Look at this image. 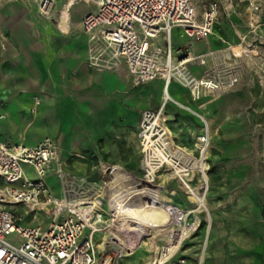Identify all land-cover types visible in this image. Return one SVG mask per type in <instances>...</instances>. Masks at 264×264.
Wrapping results in <instances>:
<instances>
[{
    "label": "crops",
    "instance_id": "crops-1",
    "mask_svg": "<svg viewBox=\"0 0 264 264\" xmlns=\"http://www.w3.org/2000/svg\"><path fill=\"white\" fill-rule=\"evenodd\" d=\"M63 6L55 20L52 15L58 8L56 5L52 12L46 13L40 10L39 0H0V103L4 115L0 120H5L0 123V143L34 147L45 138H52L59 146L60 161L68 171L103 182L104 169H114L112 177L108 174L111 185L121 184L128 177L130 183L124 189L129 191L128 198L141 196L148 199L146 188L150 187L133 180L138 181L137 172L147 169V153L138 128L144 110L157 111L166 102L163 95L167 88L177 101L175 103L187 109H178L174 101L167 102L165 113L176 110L185 118L174 122L173 126L168 123L174 138L191 140L197 136L201 124L195 113H201L211 121V138L216 135L219 121L223 122L222 131L230 122L240 125V121L231 119V115L229 123L226 118L238 103H247V82L237 81L234 90L224 95L205 93L200 97H194L190 89L176 81L168 87L163 78L137 84L122 60H113L109 68L93 64L89 39L70 29L73 20L71 14L70 18H65ZM197 9L201 16L200 5ZM92 11L95 10L89 12ZM66 13L69 16V9ZM222 14V21L215 25V35L198 32L194 37H188V43L177 45L172 30L173 53L186 48L197 55L225 49L229 50L230 59L240 53L237 48L246 52L242 39L250 42L254 36L250 32L245 5L233 0L223 8ZM259 34L264 35V30H259ZM259 54L264 55V46ZM189 68L193 75L202 77L208 66L190 65ZM162 163L160 158L153 156L152 164L157 169L160 168L158 164L165 165ZM24 169L27 174L33 172L29 165ZM49 181L58 194L57 178L53 176ZM18 206L21 205L15 208ZM26 212L30 213L29 210ZM113 225L118 232L107 230L96 234L98 254L121 244L127 250V256L120 264H146L143 259L137 261L141 255L135 250L137 246L127 244L136 228L125 220Z\"/></svg>",
    "mask_w": 264,
    "mask_h": 264
},
{
    "label": "built area",
    "instance_id": "built-area-1",
    "mask_svg": "<svg viewBox=\"0 0 264 264\" xmlns=\"http://www.w3.org/2000/svg\"><path fill=\"white\" fill-rule=\"evenodd\" d=\"M53 1L39 0L40 10L48 9ZM78 1L73 0L74 3ZM84 1L97 7L95 11L87 13L82 21L84 32L90 35V52L94 63L101 66L104 57L113 51L116 56H111L110 60L124 61L137 84L157 78H163L167 83L177 79L190 89L194 97L205 93L224 95L244 72L243 61L237 59L234 65L229 63V50L225 49L198 55L189 48L180 49L175 55V65L169 68L173 56L170 42L173 28L182 26L184 34L190 38L198 32L215 35V25L223 8L233 0ZM239 1L245 5L249 16L250 32L254 36L250 41L251 48L260 53L264 46V35L259 34V30H264V0ZM200 4L203 11L201 16L197 9ZM162 34L167 36L166 48L156 45L154 41ZM242 42L249 43L246 38ZM257 56L264 60V55ZM190 65L208 68L202 77H197L191 73ZM36 103L39 104L40 100L37 99ZM1 106L2 103L0 118H3ZM165 122L167 118L162 109L142 112L139 137L147 153L145 162H152L153 153L162 150L182 164L174 155L177 143ZM25 165L32 167L35 178L26 173ZM144 171L147 183L152 184L155 177L148 181V167ZM110 173L112 177L115 170L104 169L103 182L71 173L60 161L58 144L49 137L34 147L0 143V264H120L127 256V250L121 244L104 254H98L95 243V236L99 232H118L113 222L118 215L117 206L122 201V192L130 183L127 177L121 184L111 185L108 180ZM53 176L60 185L58 194L49 182ZM189 178L191 184L193 174ZM93 200H97L100 207H94ZM17 205H27L34 218L38 212H45L50 218L48 226L23 224V217L13 208ZM167 207L172 219L168 226L159 228V232H168L169 237L163 246L155 242L160 259L170 253L168 246L171 247L172 241L176 240L174 229L195 225L182 224L183 221L187 222V215L172 202ZM151 229L145 227L138 231L146 234ZM172 257L164 263L157 260L153 264H168Z\"/></svg>",
    "mask_w": 264,
    "mask_h": 264
},
{
    "label": "rangeland",
    "instance_id": "rangeland-1",
    "mask_svg": "<svg viewBox=\"0 0 264 264\" xmlns=\"http://www.w3.org/2000/svg\"><path fill=\"white\" fill-rule=\"evenodd\" d=\"M56 9L53 19L57 20L60 14V6L66 19L72 18L71 30L85 38L89 39L90 35L82 30L81 21L91 10H96V5L91 2L80 0L72 4L71 0H55ZM207 2L208 0H204ZM65 2V3H64ZM63 3V4H62ZM202 8V4H200ZM69 9V16L66 10ZM223 19V14L219 17L218 22ZM164 34L154 39L158 46L167 47ZM190 38L184 34L182 26L173 28V41L177 45L188 43ZM100 43V42H99ZM250 44V42H249ZM91 45V44H90ZM89 45V49H90ZM252 45H244L246 49L243 55L241 48L240 53L232 55L228 60L229 63L235 64L237 59L244 63L245 70L238 81L247 82L248 98L247 103H238L231 114L227 115V122L231 119H238L240 125L229 123L224 131L223 122L217 123L216 135L211 138L212 124L209 126V149L208 158L205 165L209 175L208 188H200V192L207 197V210H199V205L189 199V192L184 187V183L175 173V169L170 168L168 164L160 166V172L152 176L155 181L152 184L147 183L145 171L137 172L139 180L135 182L149 186L148 199L137 197L135 204L152 212V215L146 218L135 220L132 217L130 225L134 228H145L147 225H153L146 234L135 232L136 243L142 239L144 243L136 250L141 253L137 261L142 258L143 254L152 249L158 254L157 245H165L168 239V232H159V228L169 225L167 213L161 209L165 202H172L186 213L187 222L195 223L194 230H191L184 238L182 248L170 259L168 264H202L201 256L205 253L203 264H264V60L257 57L256 49ZM256 52V53H255ZM248 53V54H247ZM246 56V57H243ZM91 61L94 65V60ZM105 61L98 67H111L113 62L107 56ZM234 71L235 68L233 67ZM174 81L180 83L177 79ZM237 83V82H236ZM181 84V83H180ZM154 90L155 86H150ZM234 90V86L230 92ZM178 109L186 110L184 107L175 103ZM194 112V110H188ZM197 121L201 124L197 136L190 139L175 138L178 146L184 148L193 156L201 158L202 154L197 148L199 137L204 133L205 125L201 113H195ZM231 115V116H230ZM230 116V117H229ZM167 122L173 126L174 122L185 120L181 112L171 111L165 113ZM209 120V119H208ZM5 120H0L4 123ZM225 121V120H224ZM211 122V121H210ZM140 126L138 128V135ZM141 160V159H140ZM177 163V161H175ZM72 173V172H71ZM74 174V173H73ZM35 178V173L28 174ZM171 177V178H170ZM151 180V181H152ZM203 181L199 172L193 173L192 186L200 187ZM145 189V190H146ZM177 195L173 196L172 194ZM129 204V205H130ZM166 206L169 203H165ZM14 210L23 217V224L46 226L50 218L46 214L27 213V205L13 207ZM197 209V210H196ZM196 211V212H195ZM39 213V212H38ZM212 216L213 225L208 233V216ZM135 220V222L133 221ZM147 221V222H146ZM155 226V227H154ZM138 229V230H140ZM198 229L196 232L195 230ZM195 232V233H194ZM207 240V243L205 241ZM136 249V248H135Z\"/></svg>",
    "mask_w": 264,
    "mask_h": 264
},
{
    "label": "bare ground",
    "instance_id": "bare-ground-1",
    "mask_svg": "<svg viewBox=\"0 0 264 264\" xmlns=\"http://www.w3.org/2000/svg\"><path fill=\"white\" fill-rule=\"evenodd\" d=\"M71 2L73 5H75L73 0H71ZM55 5L56 4H55V0H54L53 4L49 5L48 9H44L43 12H46V13L52 12ZM109 53L112 56H116L113 51H110ZM175 55L176 54L173 53L171 62L169 63V68H170V66L175 65V62H176V56ZM178 72H180V71H178ZM171 82L172 81H169L167 83L168 87H169ZM163 98L166 100V102L163 103L162 107L160 108V109H162V111H165V107H166L168 101L173 100L174 103L177 102L175 99H173L171 97V94H170L168 88H167L166 92L164 93ZM202 120L204 121L205 129L203 130L204 133L199 137V141L197 144V148L200 150V152L202 154L201 158L193 156L191 153H188L187 150H185L184 148H182L178 145L176 146V154H174V155H177V157L182 161V164L176 163L173 158H170L169 156H167L162 150H158V151L156 150L153 156L160 158L163 163H168V166L170 168L175 169V173L177 175H179L178 177L180 178V181H182V183H184L185 189H187L189 194H190L189 199L193 202L198 203L199 210H201V209L207 210V208H208L207 207V203H208L207 197L204 193L202 194L200 192V188H203L204 186H206V187L208 186L207 187L208 189L206 190V192L209 190V185H208L209 175H208V169L205 165V161L208 158V149H209V143H210L209 142V138H210L209 137V126H210L211 122L205 116H202ZM165 126L167 127V129L169 130L170 134L172 135V137L174 139L173 132L169 128L168 122L167 123L165 122ZM146 166L148 167V170H150L151 175L153 174L155 176L157 174L159 169H157L152 164L151 161H147ZM195 172H199L202 176L203 181L201 182L200 187H194L190 184L189 176ZM151 175L149 174L148 181L152 180ZM51 183L54 184L55 182L53 180H51ZM55 188H57V187H55ZM58 192H60V191L58 190ZM128 192L129 191H127V190H123V192H122V201L120 203H118V206H117L118 207V215L116 218H114L113 223L119 222L120 220L131 221V219L129 217H132L135 220H139L140 218L145 220L144 218L152 215L151 211L149 212L150 215H147L148 211L146 209L144 210L141 207H139L138 205L130 204L131 202L135 201L136 197L130 196L128 198ZM165 203H170V202H165ZM165 203L161 209H163V211L167 213V216H168L167 219H169V224H170V221L172 219V215H171V212L168 210V207L166 206ZM93 204H94V207H96V208L100 207L97 200H93ZM135 220H133V221L135 222ZM208 224H209V226H208V233H209V231L211 230L212 225H213V220H212L211 215L208 216ZM194 226L195 225H193V226L192 225H185V226H181L179 229H174L175 234H176V240L172 241L171 247L168 246V248H170V253L168 254V256L166 258L164 257V258L160 259L159 255L154 253L156 251L149 248L148 253L143 254L141 259H143L146 263H149V264H153L157 260H160L161 263H164L165 260H168V258H170L173 255H175L176 253H178V251L182 247L183 240H184L185 236L191 230L195 229ZM146 227L153 228V225H149V226L147 225ZM138 229H140V228H137L136 232L138 231ZM143 243H144V240H142V239H140L136 243V240L133 237H131L127 241V244L132 245V247L137 246L135 250H137ZM205 243H207V240L205 241ZM202 255L203 256H201V259H202V263H203L204 258H205V253Z\"/></svg>",
    "mask_w": 264,
    "mask_h": 264
}]
</instances>
